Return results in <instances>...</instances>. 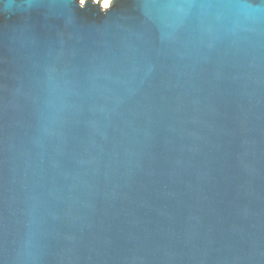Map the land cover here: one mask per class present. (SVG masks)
Wrapping results in <instances>:
<instances>
[{
	"label": "water",
	"instance_id": "obj_1",
	"mask_svg": "<svg viewBox=\"0 0 264 264\" xmlns=\"http://www.w3.org/2000/svg\"><path fill=\"white\" fill-rule=\"evenodd\" d=\"M0 264H264V0H0Z\"/></svg>",
	"mask_w": 264,
	"mask_h": 264
},
{
	"label": "bare ground",
	"instance_id": "obj_2",
	"mask_svg": "<svg viewBox=\"0 0 264 264\" xmlns=\"http://www.w3.org/2000/svg\"><path fill=\"white\" fill-rule=\"evenodd\" d=\"M95 1H97V0H95ZM100 1L102 3V6H107L108 3L110 2V0H100Z\"/></svg>",
	"mask_w": 264,
	"mask_h": 264
}]
</instances>
